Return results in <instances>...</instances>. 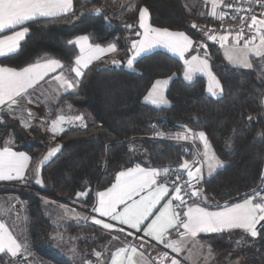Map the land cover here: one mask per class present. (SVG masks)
Here are the masks:
<instances>
[{
	"label": "trees",
	"instance_id": "obj_1",
	"mask_svg": "<svg viewBox=\"0 0 264 264\" xmlns=\"http://www.w3.org/2000/svg\"><path fill=\"white\" fill-rule=\"evenodd\" d=\"M189 0H136L131 8L100 14L82 12L90 6H102L101 0H74V12L68 15L36 19L24 25L29 29L20 50L0 60L7 67L21 69L43 60L55 59L64 67H72L78 50L69 44L77 36H89L92 44L117 46L116 58L123 59L130 49V36L141 8L150 14L151 24L158 28L186 33L196 42L206 44L211 68L219 80L223 94L214 98L207 93L206 79L197 76L184 79V64L164 50H154L133 65V69L112 67L105 61L92 64L85 72L76 94H66L53 109L68 103L89 116L84 126L65 129L56 137L57 154L42 165L40 179L45 194L75 201L77 193H87L81 203L93 208L97 193L110 187L119 172L134 166L181 169L185 160L200 155L196 144L180 139L155 137L150 124L167 120L179 129L204 132L211 147L224 163L213 176L201 182L207 205H225L244 201L261 187L264 179V67L254 60L246 70L231 66L219 46L207 42L193 24L188 12ZM82 12V13H81ZM131 25L129 28L128 26ZM171 78L166 91L170 105L156 107L144 101L152 85L159 79ZM40 123L24 128L11 116L0 124V146L10 137L15 149L33 154L50 141ZM189 140V139H188ZM187 141V140H182ZM188 142V141H187ZM135 145V149H131ZM32 178L36 179L35 172ZM27 202L31 243L35 251L57 264H71L46 249L49 235L56 229L46 218L44 205L36 193L8 189ZM264 224V222L262 223ZM82 227L70 230L78 232ZM215 250L235 252L226 234L205 237ZM241 254L249 264H264V228L251 239Z\"/></svg>",
	"mask_w": 264,
	"mask_h": 264
},
{
	"label": "snow or ice",
	"instance_id": "obj_2",
	"mask_svg": "<svg viewBox=\"0 0 264 264\" xmlns=\"http://www.w3.org/2000/svg\"><path fill=\"white\" fill-rule=\"evenodd\" d=\"M252 0H248L251 4ZM264 6V0H257ZM223 4V0H211L213 18L218 19L223 26L225 22L226 12L218 13L216 9ZM224 7L233 8L231 3L224 4ZM73 0H0V33L9 29H16L23 26L28 21H33L41 17H58L72 12ZM261 17H264L262 12ZM147 9H141L139 15V26L143 29L141 39L133 41L131 45L132 56L127 60V66L131 68L133 61L142 52L148 51L154 46H163L170 52L179 56L184 61L185 79L191 80L192 75L197 72H204L209 77L208 92L213 96L217 95V89L221 90L218 80L209 70V64L206 59L198 56H192L191 59H185V53L188 52L193 45V41L189 39L183 32H171L167 29L154 28L146 22ZM238 17V31L233 34L232 25L224 29L226 34L219 36L221 47L229 41V36H233V42L230 47L225 49L227 59L241 67L252 68L253 65L249 60L250 56L264 58V18H258L255 14ZM245 24L249 32H254L245 40ZM129 28L131 25L128 26ZM193 28L197 25L193 24ZM29 29L23 27L21 30L15 31L11 35H5L0 38V57L13 53L19 47V42L24 39ZM208 39L216 41V35H209ZM258 39L259 43H256ZM244 41L241 46V41ZM69 44H75L79 48V55L75 58V67L70 70L75 73L76 77H82L83 69L87 68L94 60H99L108 53H114L117 48L114 44L102 47L99 44H92L89 36H79L74 41L69 40ZM113 64H119L120 61L113 60ZM60 61L51 59L44 63H34L29 66L17 70L12 67H0V109L7 108L9 113L15 116L19 111L22 126L29 127L33 118L31 110L25 108V104H31L33 101L29 98V89H34L39 81L43 80L49 72H54L57 68H62ZM61 87L66 89L73 88L75 85L72 81L59 75L54 77ZM168 80H157L152 85L145 101H151L153 104H167V100L163 97V87L166 86ZM27 115H23V113ZM75 119L82 120L83 117ZM65 121L64 116H60L54 120L51 125L53 134H58L62 129L58 125ZM158 135H163L158 133ZM199 139L204 145V162L207 163L209 172L220 161L216 159L214 153L209 152V144L204 132L193 133L185 130L176 134V139L188 140L190 137ZM59 151V146L50 149L41 161L37 162L35 169L36 182L42 183L39 178L41 165L50 157ZM30 158L24 153H17L5 146L0 150V181L3 180H25V171L29 165ZM199 161L190 164L187 160L180 166L186 173L187 185L180 184L181 176L177 174L170 188L168 182H158V177L168 176L170 169H145L137 165L126 171H121L116 176V182L105 191L97 193V203L92 211L98 213L100 217H107L112 221L118 222L120 225H126L130 229L137 232L143 231L145 236L150 237L159 243L164 244L166 248L179 254L184 246L185 238L188 236L196 237L199 233H209L223 231L225 229H243L250 233L252 237L258 235L257 225L264 221V196L254 193L252 197L245 198L242 203L232 205L225 204L220 211H209L205 207L193 202L187 203V198H200L202 193L196 188L194 181L201 178L202 168L196 166ZM77 198L85 196L86 193H77ZM167 198V199H166ZM165 201L162 205L161 202ZM174 201L178 204L174 205ZM160 206V207H158ZM186 211H177L179 207H185ZM153 217L150 222L149 218ZM92 222L101 225L104 229H113L114 225L105 223L100 219L92 217ZM143 226V227H142ZM264 228V224H261ZM180 239H168V234L172 229H180ZM119 231H124L123 228ZM128 235H132L131 232ZM20 244L13 235L7 230L3 223H0V254H10L12 257L17 256L20 251ZM129 249L121 248L115 254L112 264H121L118 258ZM130 255L127 256L128 264H148L143 259V253L140 254L141 260L135 261L133 257L137 253L136 247H131ZM99 253L97 256L99 257ZM163 259H167V254L163 255ZM171 264H179L175 258L171 260Z\"/></svg>",
	"mask_w": 264,
	"mask_h": 264
},
{
	"label": "crops",
	"instance_id": "obj_3",
	"mask_svg": "<svg viewBox=\"0 0 264 264\" xmlns=\"http://www.w3.org/2000/svg\"><path fill=\"white\" fill-rule=\"evenodd\" d=\"M84 1L88 2L91 0H84ZM101 1L103 2V4L104 3L106 4V1H109V0H106V1L101 0ZM189 2H190L189 4H191V6L189 7V10L191 11V14L194 16L193 17L194 23L196 21H199L200 19H206L210 23L211 22H216V23L219 22L218 19L213 18L211 15V11H212L211 0H189ZM125 7H126V5L125 6L123 5L120 9L125 8ZM127 8H131V6L128 5ZM105 9H106L105 6L104 7L103 6H90L88 8H84L82 10V12L86 11V12H91V13H95V14H100ZM141 9H146V8H141ZM216 11L218 13L221 12L220 6L216 9ZM73 12H74V0H73L72 12H70L68 14H71ZM68 14H66V15H68ZM139 15H140V13H139ZM62 16H64V15H62ZM58 17H60V16H58ZM47 18H50V17H41V18H37V19H47ZM54 18H56V17H54ZM262 18H264V17H262ZM29 22H31V21L26 22V24ZM146 22L150 26H152L154 28H158V27H155L151 24L150 14H149L148 10H147ZM23 27H24V25L18 26L16 29L6 30L5 32L0 33V38H3L5 35H11L15 31L21 30ZM135 29L137 30V33L142 34L143 29H141L139 26V20L135 26ZM160 29H164V28H160ZM167 30H169V29H167ZM169 31L180 32V31H172V30H169ZM28 33H29V31H28ZM28 33L25 35L24 39L19 42V47L17 48V50L13 53L6 55V56L15 54L20 50L21 43L25 40ZM137 33L132 34L130 36V40H129L130 49H129L128 54L123 59L116 58L117 51L114 53H108L107 55L102 56L99 60H94L87 68L83 69L82 70L83 75H84V72L92 64H94L96 62H100V61H105V63H108L112 67L133 69V66L131 68H129L127 66V60L132 56V52L130 51L132 42L141 39V36L137 35ZM184 34L186 36H188L186 33H184ZM81 36H85V35H81ZM77 37H79V36H77ZM77 37H75L73 39V41ZM189 39H191L193 41V45H192V48L188 52L185 53V59H191L192 56H198L202 59H206L208 61V64H209L210 72L216 78V80H218L212 71L211 57L207 51L206 44L201 43V42L200 43L196 42L190 37H189ZM205 40H206V38H205ZM89 41L91 43L90 38H89ZM207 42H212V43L217 44L219 46V48L222 50L223 55L226 57L225 49L227 47L231 46L233 40H229L225 44V47H221V43L213 42L211 40H208ZM243 43L244 42H241V46L243 45ZM256 43L257 44L259 43L258 39L256 40ZM73 45H75V44H73ZM107 46H102V47H107ZM76 48L78 50V55H79L78 46H76ZM116 48H117V46H116ZM154 50H164V51L170 53L171 55L177 57L178 59H180L179 56L170 52L167 48H165L163 46H154L151 49H149L148 51L142 52L139 56H137L136 59L133 61V65L139 58H141L142 56H144V55H146V54H148ZM6 56L0 57V60ZM251 57L252 56L249 57V60ZM226 59H227V57H226ZM48 60H51V59H48ZM48 60H43L40 63H44ZM113 60L120 61V63L119 64H113L112 63ZM181 61L184 64V61L183 60H181ZM230 63H231V66L237 67V66H235L237 64H234L232 62H230ZM0 67H7V66H4L0 63ZM73 67H75V64L72 67H64L63 66L62 68H57L54 72H49L48 75H46L43 80L39 81V83L35 86L34 89H29V93H30V95L33 96L34 99H36L37 101L38 100L39 101L44 100V103L46 104V107H47L46 111L47 112L45 113V119H47V121H48V125L46 126V131L48 132L50 139H56V137L59 134H61L65 129L69 128L70 125L79 126L81 123H83L82 120L75 119L76 117H83V120L84 119L86 120V118H85L86 113H84L82 111H78L77 109H75L74 107L69 105L68 103L61 104V106H59L55 109L52 108V107L56 106L57 103L66 94H69V93L70 94H76L78 92L79 84H80V81H81L83 75H82V77H76L75 73L70 70ZM17 70H20V69H17ZM59 75H63L64 77H66L67 79L72 81L75 86L73 88H70V89H66L64 87H61L59 82L56 79H54V77L59 76ZM197 76H202L206 79V82H207L206 90H207L210 81H209V77L206 73H204V72L194 73L192 75L191 80L185 79V76L183 73L184 79L188 82L193 81ZM159 80H168L167 85L163 87V93H165V94L162 93L163 97L167 100V104H163V103L153 104V103H151V101H145V99H144V101L146 103L153 105V106H156V107H159V106L160 107H167L170 105V103L166 97V91H167V88L171 82V78L159 79ZM220 86H221V84H220ZM221 89H222V86H221ZM216 91H217V95H215V96H213L211 93H209L208 90H207V93L214 98H219L220 96H222L223 89H222V91L219 89H217ZM262 105H263V109H264V95L262 98ZM61 115L65 117V121L58 125V128L62 129V131H59L58 134L54 135L53 132L51 131L52 122L54 120H57V118L60 117ZM70 115L72 116V118L70 117ZM88 121H89V119H88ZM19 122L21 123L20 119H19ZM31 126H32V124L30 123L29 127H25V126H23V127L28 129ZM206 139H207V137H206ZM178 141L182 142V143H189V141H190L193 144H196L198 149L200 150V155L196 156L193 160L188 161V162L190 164H192L194 161H199V163H197L196 166H199L202 168L201 178L199 179L198 182L194 181V183H195L196 188L199 189L200 192L202 193V189H201L202 180L204 178H209V177L213 176L219 169H221L224 166V163L218 158V156L214 152L213 148L211 147L208 139H207V142L210 146L209 147L210 154L214 153L216 159L220 161V164L217 165L215 168H213L211 170V172H209V168H208L207 163L204 162V156H203L204 145L198 136L195 137L194 139L190 138L189 140H187L188 142L182 141V140H178ZM5 146L9 147L14 152L24 153L25 155H27L30 158L29 165L25 171V180L24 181H19V180H3V181H0V183L8 184V185H5V186L0 188V223H3L6 226L7 230L13 235V237L16 239V241L20 244V246H21L20 251H25V252L29 253L27 250L24 249L25 247H28L29 242L31 241V240L28 241L29 225L23 224L22 219H21V215H20V217H17V218L13 217L12 200H13L14 196L17 194L12 193L8 189L20 188L16 185H19L22 183L26 184L28 186H31V182H34L33 183L34 188L37 189L34 193L37 194L38 190L41 193H43V196L39 195V197L41 198L42 203L44 205V211H45L46 218L50 222L51 226L56 229L54 232H52L49 235V238H48L47 244H46V249L54 252L55 254L64 258L66 261H68L71 264H112V261H113V258L115 257V254L121 248L129 249V252L120 256L118 258V260L121 262V264H128L127 256L131 254L130 249H131V247H136V245L133 246V244H132L134 242L135 237H140V239L143 240V242L146 244V246H149L151 248L150 250L153 252V253L152 252L149 253L148 250L142 249L143 248L142 246H140V248L136 247L137 253L133 257V259L135 261H140L141 260L140 254L143 253V259L146 260L148 262V264H171V260L173 258L177 259L179 261V264H211V260H212L214 255L216 258H222L223 255H222V251L215 250L213 248V246L210 244V242L205 237H209V236L216 235V234H226L228 242L230 244L234 245L235 247H236V245H238V246L241 245L239 252H237V251L233 252V253H235L234 254L235 258L233 260H237L240 255L244 256L241 254V251H243L244 247L247 245V243L251 239H255L257 237V236L252 237L250 235V233L246 232L243 229H225L223 231H217V232L199 233L196 237H191V236L186 237L182 251L179 254H177L176 252H173L171 249L166 248L164 246V244L159 243L155 240H152L148 236H145L143 231L137 232L135 229H130L126 225H120L118 222L112 221L107 217H100L98 213H95L92 211L93 208H87L86 206H84L81 203V200L83 198H85L86 195L77 198L75 201L69 202V201H64L63 199H59V198L49 196V195L45 194L44 192H42L41 188L43 187V184L37 183L36 179L32 178V173L35 172L37 162L41 161L43 156H45L50 149L56 148L57 146H59V144H57L56 146L54 144H51V146L48 147V149L44 150V151L43 150L40 151V149H41L40 148V149L36 150L33 154L16 150L15 149V141H14L13 137L8 138L5 142V144L3 146H0V150H2ZM57 152L55 153V155L57 154ZM55 155L50 157L47 161H49ZM47 161H44L42 165H44ZM42 165H41V167H42ZM134 167H136V166H134ZM134 167H132V168H134ZM140 167L145 168V169H156V168H147V167H143V166H140ZM160 170H163V169H160ZM39 178H40V176H39ZM115 182H116V178H115L114 182L112 183V185ZM108 188H106V189H108ZM20 189H23V188H20ZM105 190H102V191H105ZM32 191H34V190H32ZM102 191H100V192H102ZM200 199H201V197H200ZM54 202H58L59 204H62V209L56 211V213H55L56 215L54 216V219L53 218L51 219L49 217V213H50L49 209H53V204H55ZM164 202L165 201H162L161 205ZM242 202L243 201L235 202V203H242ZM96 203H97V196H96ZM96 203L94 206H96ZM173 203H174V205L178 204V202H176V201H174ZM235 203H232V204H235ZM188 204H192V203H188ZM197 204H199V206H201V207H205L209 211H220V210H222V208L224 206V205H220V206L207 205L203 200H201ZM232 204H228V205H232ZM158 207H160V206H158ZM26 209H27V202H26ZM26 209H25V211H26ZM25 211H24V213H25ZM183 211H186V206L183 207L182 212ZM92 217L100 219L105 223H111L114 225V228L111 230L104 229L101 225H97V224L93 223ZM152 218L153 217H150L149 221H145V224L150 222V220ZM263 222L264 221H262L260 224L257 225V231L259 230V228ZM63 223L65 226H68L67 230H66L67 233L76 234L78 232L74 233L70 229L73 228L72 226H75V227L81 226L82 228L80 229L79 232L84 231V230H91V231H93L99 235L92 242H90V244L88 242L84 243L82 241H76V239L71 241L72 244L76 242L75 246L77 249L75 252L77 254L81 255V257L79 259L78 258H71V257H73L72 256V252H73L72 249H71V253L69 252V249H67L65 252L59 253V252H56V251L49 248V245H52V242H53L52 235L54 233H56L57 231H63L59 227ZM121 228H123L124 231H119V229H121ZM182 231H183L182 228L170 230V233L168 234V239H172V240L180 239L178 233L182 232ZM129 232H131L132 235H128ZM86 246L89 247L88 257L85 256ZM97 253L100 254L99 257L97 256ZM165 253L167 254V259H163V255ZM10 257H12L10 254H6V253L0 254V261H7ZM230 264H234V263L231 262Z\"/></svg>",
	"mask_w": 264,
	"mask_h": 264
},
{
	"label": "built area",
	"instance_id": "obj_4",
	"mask_svg": "<svg viewBox=\"0 0 264 264\" xmlns=\"http://www.w3.org/2000/svg\"><path fill=\"white\" fill-rule=\"evenodd\" d=\"M231 3L233 5V8L229 9L227 7H224V4ZM221 12H226L227 16L225 17V22L223 26L221 25V22H204V23H198L196 24L197 27L196 29L204 35L206 40L208 39L209 35H216L217 40L213 42L221 43L219 41V36L222 34H226L224 32L225 28H228L229 25H232V31L233 34L235 31H238L237 23H238V17H237V11H239L240 16H248L250 13L257 15L258 18L261 17V13L264 12V6H262L260 3L257 2V0H252L251 4L248 3V0H223V4L220 6ZM254 32H249L247 29V24H245V40L248 39L251 35H253ZM229 40H233V36H229ZM241 42H244L243 40ZM33 103L31 104H25V108L31 110L33 113V118L31 119L32 121H38L40 123L45 122V109L44 107L36 100L33 98L32 95L29 97ZM20 112L17 111L15 115H18ZM27 115V113L25 112ZM5 116H13L12 114L9 113L8 109L5 107L3 109H0V124L3 123ZM150 129L155 135V137L160 138V139H175L177 133H182L186 129L190 130L186 127L183 129H179L175 124H172L168 122L167 120L163 119H156L151 122L150 124ZM191 131V130H190ZM192 132V131H191ZM158 133H162L163 135H158ZM194 133V132H193ZM191 138V137H190ZM189 138V139H190ZM194 139V138H192ZM167 169H170V172L167 177L161 175L158 177V182L162 181H167L169 187H172V181L176 179L177 174L181 176V180L179 181L180 184L184 185L185 189H187V185L184 183L187 180V175L183 170L176 169L173 167H167ZM8 185L4 183H0V188ZM20 188L30 190L25 185H16ZM33 190V188L31 189ZM254 193L259 194L260 196H264V179L261 183V187L253 192L250 197L253 196ZM249 197V198H250ZM187 203H199L201 201L200 198H187ZM26 209V201L19 195H15L13 202H12V211L15 216H20L24 213ZM183 207L177 208V211L182 212ZM0 264H37L35 258L25 252V251H20L17 256L15 257H10L7 261H0Z\"/></svg>",
	"mask_w": 264,
	"mask_h": 264
},
{
	"label": "rangeland",
	"instance_id": "obj_5",
	"mask_svg": "<svg viewBox=\"0 0 264 264\" xmlns=\"http://www.w3.org/2000/svg\"><path fill=\"white\" fill-rule=\"evenodd\" d=\"M104 1V0H103ZM106 1V0H105ZM136 0H109V1H106V4L102 2V6L106 7V10L108 9L110 12H115V11H119V9L124 5H126V7L124 9H126L128 7V5H130L131 7L135 4ZM190 3V2H188ZM123 9V8H122ZM128 9V8H127ZM121 10V9H120ZM188 12L191 14V11L188 9ZM224 56V55H223ZM225 60L231 65V63L226 59V57L224 56ZM254 60H257V62L259 64H261L263 67H264V58H258V57H251L250 58V62L252 63L253 65V62ZM237 66L238 68H242V69H246V70H249V69H252V68H245V67H241L239 65H235ZM165 94V93H163ZM43 103H42V102ZM38 102L41 103V105L44 107L45 109V112H47L46 110V104L44 103V100H41ZM22 114L19 113L18 115H15V116H12V118H15L19 121L20 119V116ZM23 115L26 116L25 113H23ZM88 114H86V120L82 119L83 123H81L80 125L81 126H84L87 122H88V117L87 116ZM70 117L72 118V116L70 115ZM36 123L38 121H35ZM34 121H30V123L32 125L35 124ZM40 123V122H38ZM42 126V129H46V126L48 125V121L47 119H45V122L44 123H40ZM79 125V126H80ZM70 127H74V125H70ZM51 144H54L55 146L57 145L56 143V140L55 139H50V141L45 144L43 147H41L40 151H44V150H47L48 147L51 146ZM135 145H131V149H135ZM38 150V149H37ZM34 182H31V186H28L26 184H21V185H25L27 186L28 188H30L29 191H32L31 189L33 188L34 191L32 192H35L37 189L34 188V185H33ZM37 195H40V196H43V193H41L39 190L37 191ZM20 196V195H19ZM14 199V198H13ZM64 201H67V200H64ZM13 202V200H12ZM70 202V201H69ZM55 204H53V209H49V217L52 219H54V216L56 215V211L62 209V204H59L58 202H54ZM64 211V210H63ZM13 213V212H12ZM13 217L14 218H17V217H20V216H15L13 214ZM21 219H22V222L23 224L25 225H29V229H28V241L31 240V230H30V226H31V223H30V217H29V213H28V208L26 209L25 213L21 215ZM63 231H57L56 233H54L52 235L53 237V242H52V245H49V248L56 251V252H59V253H62V252H65L67 249H69V252L71 253V249L73 250L72 252V256L71 258H80L81 255L77 254L75 251H76V242L75 243H71L72 240L76 239V241H82L84 243L88 242L90 244V242H92L95 238H97L99 235L96 234L95 232L91 231V230H84V231H81L76 234H70V233H67V227L68 226H65L64 223L62 225L59 226ZM72 227H75V226H72ZM75 233V232H74ZM57 240V241H56ZM133 246L136 245V247H139L142 246L143 248L142 249H145V250H148L149 253H151L152 251L150 250L151 248L149 246H146V244L143 242L142 239H140V237H135L134 239V242L132 243ZM230 244V243H229ZM232 245V244H231ZM234 246V245H233ZM232 246V247H233ZM241 246V245H240ZM240 246L236 245L235 249L236 250H240ZM233 247V248H234ZM25 250H27L36 260L37 264H57L53 259L51 258H45L43 257L42 255H40L37 251H35L32 247V243L31 241L29 242V245L28 247H25L24 248ZM88 250H89V247L86 246L85 248V256L88 257L89 253H88ZM239 252V251H237ZM236 252V253H237ZM153 253V252H152ZM155 253V252H154ZM87 254V255H86ZM234 254L233 252H222V258H216L215 255L213 256L212 260H211V264H230L231 262H233L234 264H249L248 262V259H246V256H239V258L237 260H233L235 257H234Z\"/></svg>",
	"mask_w": 264,
	"mask_h": 264
}]
</instances>
